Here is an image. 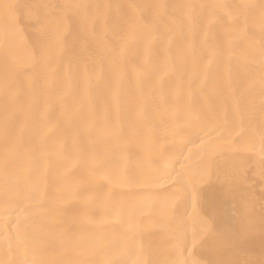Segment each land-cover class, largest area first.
<instances>
[{
  "label": "bare ground",
  "instance_id": "obj_1",
  "mask_svg": "<svg viewBox=\"0 0 264 264\" xmlns=\"http://www.w3.org/2000/svg\"><path fill=\"white\" fill-rule=\"evenodd\" d=\"M2 2L97 7L75 48L65 46L69 25L58 22L57 10H44L40 38L56 57L51 67L34 45L40 34L18 31L5 39L0 16V261L23 264L36 251L52 264L93 250L88 258L122 264L167 258L166 209L162 189L151 177L175 160L181 137L195 141L183 149L188 159L181 162L189 167L204 162L208 144L219 145L220 159L235 167L240 198L229 217L252 206L259 214L264 98L259 8L199 6L259 5L261 0ZM123 41L127 47L121 53ZM70 57L86 60L89 71H79L76 63L69 70ZM210 111L228 115L227 132L238 143L222 144L225 129L214 132L215 124L196 135L199 118ZM6 116L15 128L8 177L18 179L25 192L7 213L2 194ZM52 206L71 212L57 218L48 211ZM188 223L199 227L196 220ZM18 230L21 243L13 239ZM204 239L211 250L192 252L204 264L238 258L219 251L215 238Z\"/></svg>",
  "mask_w": 264,
  "mask_h": 264
},
{
  "label": "snow or ice",
  "instance_id": "obj_2",
  "mask_svg": "<svg viewBox=\"0 0 264 264\" xmlns=\"http://www.w3.org/2000/svg\"><path fill=\"white\" fill-rule=\"evenodd\" d=\"M94 5L86 3H63V4H33V3H0V16L4 24L5 39L9 34L18 31L36 30L38 35L34 41L39 55L50 67L55 63V55L49 52L47 44L42 41L40 36V26L47 19V9H56L59 23L68 24L69 31L65 36V46L75 48L84 38L83 29L90 15V10ZM129 7H140L151 9L159 7L155 5H130ZM183 7H197L195 5H185ZM211 9L240 7L249 10L259 8L261 18V28L264 31V0L259 5H200ZM22 26V27H21ZM127 47V41L121 43V53ZM264 47V46H262ZM73 63L77 64L78 70L87 73L89 66L87 61L81 62L78 57H70L67 60L69 70ZM262 64H264V52H262ZM54 71L56 69H53ZM63 70V65L60 66ZM264 80V76H262ZM243 102V98L235 101L238 106ZM261 127L259 139L261 144V163H260V184H261V203L259 214L257 215L254 206L241 214L228 216L233 201L240 198V189L237 180L238 173L235 167L228 160L220 159L219 145L208 144L205 149V160L195 167H189L181 162L185 157L184 148L189 143H195L190 137H181L175 152V160L167 163L163 168L158 169L151 177L154 184L162 189L163 204L165 206L166 244H170L169 256L165 259H157L145 262V264H204V262L192 256L193 250L200 253L208 252L209 248L205 241V235L215 238L218 249L236 256V259L224 260L220 258L209 259L206 264H264V98L261 101ZM228 115L223 117L218 112L210 111L199 118V132H205L210 124H215L214 132L225 129V134L219 136L222 144L238 143L239 139L232 141L231 133L227 132ZM15 128L9 118L4 120L3 136L5 143L4 171L5 180L3 184V205L5 213L11 204L25 198L24 185L18 180H9L8 153L11 148H15L13 140ZM175 134V133H174ZM203 143V141H202ZM183 145V148L179 147ZM190 151V149H189ZM252 186L248 188L251 194ZM212 194L211 197L209 194ZM18 210V209H17ZM48 211L55 217L60 218L71 212V209L59 206H52ZM228 220L225 227V220ZM199 222L198 228H190L189 221ZM19 229V225H18ZM13 239L21 243L19 230ZM257 245L259 246V258H257ZM11 247V242L7 245ZM199 246V248H198ZM93 251H82L84 258L68 260L61 264H122L119 261L95 260L88 258L94 255ZM41 253L34 252L32 260H25L23 264H52V262L42 259ZM0 264H4L0 261Z\"/></svg>",
  "mask_w": 264,
  "mask_h": 264
}]
</instances>
